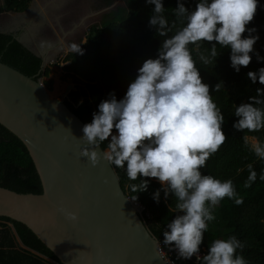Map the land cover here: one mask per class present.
<instances>
[{
    "label": "clouds",
    "instance_id": "1",
    "mask_svg": "<svg viewBox=\"0 0 264 264\" xmlns=\"http://www.w3.org/2000/svg\"><path fill=\"white\" fill-rule=\"evenodd\" d=\"M154 5L148 25L163 38L155 58H147L137 69L122 98L109 93L97 105L92 120L82 126L79 137L86 145L80 155L95 166L101 159L121 168L129 181V189L137 200L146 191L149 179L156 178L161 188L152 193L159 203L161 189L165 200L174 198L176 215L162 232L163 243L176 252L178 259L195 256L196 264H248L237 251L243 243L236 236L213 239L206 254L200 246L208 223L215 219L213 208L227 197L237 205L243 202L231 179L220 180L202 173L208 158L226 139L222 130L224 115L212 99L209 85L202 82L197 62L208 65L219 49H230V66L240 71L252 60L253 45L259 35L246 25L253 20L259 0H197L195 8L177 0L171 8L172 20L165 15L163 0H146ZM248 32L247 36L242 33ZM171 33V35H169ZM213 42L208 55L201 51L202 42ZM191 45V47H189ZM43 46V42H42ZM81 53L80 44L70 45ZM193 53H196L194 58ZM257 60L264 59L256 53ZM253 83L264 85V67L248 71ZM218 92L222 82L217 83ZM249 102L234 104L238 117L233 128L258 132L264 129V88H256ZM115 130V131H114ZM245 147L264 161V140L242 136ZM104 145L102 152L96 150ZM244 187L257 179L253 165H247ZM259 179L264 181V168ZM76 220L77 214L66 213Z\"/></svg>",
    "mask_w": 264,
    "mask_h": 264
},
{
    "label": "trees",
    "instance_id": "2",
    "mask_svg": "<svg viewBox=\"0 0 264 264\" xmlns=\"http://www.w3.org/2000/svg\"><path fill=\"white\" fill-rule=\"evenodd\" d=\"M32 1L3 0L0 13H22L29 8ZM114 1L104 0V4L110 6ZM182 2L192 10L197 0ZM163 3L166 8L165 15L172 20L171 8L176 7L177 0H163ZM153 8L154 5L147 4L146 0H124V7L105 15L100 25L90 26L86 43L80 47L82 54L73 51L65 56L64 61L70 62L63 68L66 75L79 78L86 92L81 88L76 89L70 92L68 100L64 102L85 124L91 122L92 113L97 111V105L107 99L109 93H114L117 99L122 98L143 61L157 56L163 38L158 37L155 30L148 25ZM253 27L256 29L253 35L258 34L259 39L253 45L254 51L250 53L252 60L249 65L241 66L239 72L230 66V49H219V45L218 56L210 59L208 65L197 62L202 82L209 85L210 95L224 115L222 130L226 136L223 144L208 158L201 171L220 180L231 179L237 194L243 198V202L237 205L225 197L213 208L215 219L208 223L203 243L208 247L213 239H226L234 235L244 245L242 250L237 251L248 264H264V181L259 179L264 161L255 157L242 140L245 134L264 140V129L249 133L247 130L238 131L232 126L238 119L232 112L234 104L238 106L249 102L248 98L256 94V88H264V85L258 81L253 83L246 75L248 71H258L260 67H264V59L258 61L256 58V53L264 58V0H259L253 20L246 25V29ZM247 35V31L242 33V36ZM17 37L18 33L0 32V61L35 80L47 77L50 69H43L42 59L20 43ZM212 43L215 41L201 43V51L205 55H208V48ZM193 56L196 58V53H193ZM221 82L222 87L217 92L214 86ZM44 84L52 91V80ZM101 146L104 147L103 144ZM249 163L257 172V179L250 187L245 188L244 181L248 176ZM114 168L122 189L131 198L134 193L128 186L135 181H129L123 169L115 166ZM145 179L150 180L148 188L139 192L135 201L144 208L141 217L149 231L160 240L163 237L162 232L166 230V224L176 215L175 200L171 195L165 200L161 189L159 203L154 201L152 193L160 189L161 185L156 178ZM0 187L18 193H42L40 178L26 147L2 125ZM12 229L28 250L19 249ZM47 259L59 263L53 252L25 225L0 217V264H51Z\"/></svg>",
    "mask_w": 264,
    "mask_h": 264
},
{
    "label": "water",
    "instance_id": "3",
    "mask_svg": "<svg viewBox=\"0 0 264 264\" xmlns=\"http://www.w3.org/2000/svg\"><path fill=\"white\" fill-rule=\"evenodd\" d=\"M36 55L43 69L52 63ZM84 124L40 79L0 61V125L24 144L42 185L40 194L0 187V217L25 225L58 264H166L114 166L103 159L93 166L80 155L88 146L79 139Z\"/></svg>",
    "mask_w": 264,
    "mask_h": 264
},
{
    "label": "rangeland",
    "instance_id": "4",
    "mask_svg": "<svg viewBox=\"0 0 264 264\" xmlns=\"http://www.w3.org/2000/svg\"><path fill=\"white\" fill-rule=\"evenodd\" d=\"M2 3L3 0H0V5ZM57 6L59 8L56 9ZM119 7H124V0H115L110 6H105L104 0H35L25 13H0V32L18 33L33 51H42L49 46L50 49L56 48L58 53L51 54L52 63L44 66V69H50L49 75L40 78V81L45 86L46 81L52 80V93L59 80L62 83L61 93L52 97L66 101L69 97L67 87L70 85L73 86L71 92L80 88L86 92L85 86L75 82L76 78L67 76L63 69L70 63L64 61L65 56L73 52L70 45H84L90 26L100 25L105 15ZM48 10L55 11L52 17L46 14ZM137 203L141 208V204Z\"/></svg>",
    "mask_w": 264,
    "mask_h": 264
},
{
    "label": "built area",
    "instance_id": "5",
    "mask_svg": "<svg viewBox=\"0 0 264 264\" xmlns=\"http://www.w3.org/2000/svg\"><path fill=\"white\" fill-rule=\"evenodd\" d=\"M158 247L160 249L161 255L164 258L166 264H181V262L189 263H196L195 262V256H193L190 259L184 260V259H178L176 252L174 250H171L169 246L165 245L163 243V237L158 240ZM201 254H206L207 252V246L202 242L200 246Z\"/></svg>",
    "mask_w": 264,
    "mask_h": 264
},
{
    "label": "crops",
    "instance_id": "6",
    "mask_svg": "<svg viewBox=\"0 0 264 264\" xmlns=\"http://www.w3.org/2000/svg\"><path fill=\"white\" fill-rule=\"evenodd\" d=\"M3 4V3H2ZM32 4V3H31ZM31 6V5H30ZM29 6V7H30ZM25 12V11H24ZM5 13V12H4ZM8 13V12H7ZM12 13H16V12H12ZM23 13V12H22ZM16 14H20V13H16ZM61 43V42H60ZM28 47V46H27ZM50 47V46H49ZM49 47H47L45 50H42V51H33V50H31L29 47H28V49H30L31 51H33L35 54H38V55H41V56H44V57H46L47 59H48V61H51V54H57L58 52H57V50H56V48L55 47H52V49H50ZM52 62V61H51ZM50 64V63H49ZM9 226L11 227V228H13L12 227V225L11 224H9ZM13 230V233H14V236H15V240H16V243H17V246L19 247V249H26V250H28L24 245H23V243L21 242V240H20V238L18 237V235H17V233H16V231L14 230V229H12ZM35 254H37L36 252H35ZM39 255V254H38ZM39 256H41V255H39ZM42 257V256H41ZM46 259V258H45ZM48 260V262H50L51 264H57V263H55V262H53V261H51V260H49V259H47Z\"/></svg>",
    "mask_w": 264,
    "mask_h": 264
},
{
    "label": "bare ground",
    "instance_id": "7",
    "mask_svg": "<svg viewBox=\"0 0 264 264\" xmlns=\"http://www.w3.org/2000/svg\"><path fill=\"white\" fill-rule=\"evenodd\" d=\"M50 3V2H49ZM63 3V2H62ZM48 5V4H47ZM59 6H60V4H59ZM59 6H57L56 7V9L57 8H59ZM46 7V6H45ZM54 8V7H53ZM52 10V9H51ZM54 13H55V11H46V14H48L49 15V17H52L53 15H54ZM61 87H62V83L59 81V80H57L56 81V84H55V87H54V91L52 92V93H50V95L51 96H57V95H59L60 93H61ZM140 204V203H139ZM143 212V211H142Z\"/></svg>",
    "mask_w": 264,
    "mask_h": 264
},
{
    "label": "flooded vegetation",
    "instance_id": "8",
    "mask_svg": "<svg viewBox=\"0 0 264 264\" xmlns=\"http://www.w3.org/2000/svg\"><path fill=\"white\" fill-rule=\"evenodd\" d=\"M18 36H20V35L18 34ZM69 94H70V93H69ZM69 94H68V95H69Z\"/></svg>",
    "mask_w": 264,
    "mask_h": 264
}]
</instances>
